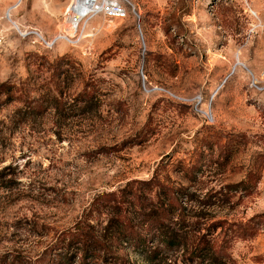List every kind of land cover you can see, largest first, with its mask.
<instances>
[{"label":"rangeland","instance_id":"1","mask_svg":"<svg viewBox=\"0 0 264 264\" xmlns=\"http://www.w3.org/2000/svg\"><path fill=\"white\" fill-rule=\"evenodd\" d=\"M129 1L75 31L70 0H0V264H76L96 195L154 173L182 188L184 243L158 263L119 244L126 264H205L198 240L207 264H264V0Z\"/></svg>","mask_w":264,"mask_h":264},{"label":"trees","instance_id":"2","mask_svg":"<svg viewBox=\"0 0 264 264\" xmlns=\"http://www.w3.org/2000/svg\"><path fill=\"white\" fill-rule=\"evenodd\" d=\"M77 99L82 109H89L94 103L93 95L86 91H81ZM145 189L146 192L154 189V198L145 196ZM181 191L180 187H169L154 173L148 179L128 181L118 193L111 191L96 195L90 210H107V223L102 233L98 234L89 222L77 221L68 232L66 245L62 247L66 249V262L70 263L71 257H77L76 264H126L116 248L119 244L131 248L151 262H160L157 254L160 245L173 250L184 243L183 234L176 233L168 224L176 207L180 206L177 201ZM128 203L131 207L138 205L134 210L137 219L130 218L125 222L124 216L130 209L126 206ZM201 242L198 240L194 244L191 253H195L202 263H216L220 252H216L209 242V245ZM69 253L70 257H67Z\"/></svg>","mask_w":264,"mask_h":264},{"label":"built area","instance_id":"3","mask_svg":"<svg viewBox=\"0 0 264 264\" xmlns=\"http://www.w3.org/2000/svg\"><path fill=\"white\" fill-rule=\"evenodd\" d=\"M129 3V0H70L65 8L64 22L78 31L95 18H124Z\"/></svg>","mask_w":264,"mask_h":264}]
</instances>
